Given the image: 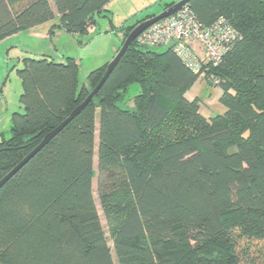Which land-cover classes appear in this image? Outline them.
I'll list each match as a JSON object with an SVG mask.
<instances>
[{"label":"trees","instance_id":"trees-1","mask_svg":"<svg viewBox=\"0 0 264 264\" xmlns=\"http://www.w3.org/2000/svg\"><path fill=\"white\" fill-rule=\"evenodd\" d=\"M110 1L0 0V40L54 19L50 30L88 33ZM186 6L202 26L223 17L237 32L222 61L201 68L225 112L200 114L183 92L201 73L135 39L81 112L0 187V264H264V0ZM108 63L87 74L91 90ZM18 77L22 112L0 135V179L91 91L68 57H27ZM133 83V105L121 108Z\"/></svg>","mask_w":264,"mask_h":264},{"label":"rangeland","instance_id":"rangeland-1","mask_svg":"<svg viewBox=\"0 0 264 264\" xmlns=\"http://www.w3.org/2000/svg\"><path fill=\"white\" fill-rule=\"evenodd\" d=\"M171 1L180 0H111L105 11L94 16L95 23L92 25L94 30L90 33L70 34L58 27L50 30L51 23L57 22L54 19L48 24L34 26L0 40V135L4 138L9 137L12 112H22L18 100L21 92L18 69L23 67L25 58L46 56L57 63H64L67 57L71 58L78 67V85L84 84L88 90H91V84L86 80L87 74L105 62L111 61L123 43L125 29L147 15L159 14L163 6ZM166 48V45L149 47L155 51H163ZM195 49L198 53H202L197 46ZM138 92L137 83L129 85L123 93L122 102L120 101L118 105L121 108H131L133 97ZM164 95L169 99L176 97L169 92H165ZM221 95V87L218 84H211L203 74L197 76L183 92V96L188 101L194 99L199 101L198 110L205 118L225 112L226 108L220 101ZM97 129L98 110L96 112L95 145L97 144ZM93 169V197L101 223L109 237L112 223L110 224L111 221L102 211L96 190V153L93 156ZM108 243L112 246L111 238L108 239ZM114 261H116L115 256Z\"/></svg>","mask_w":264,"mask_h":264},{"label":"built area","instance_id":"built-area-1","mask_svg":"<svg viewBox=\"0 0 264 264\" xmlns=\"http://www.w3.org/2000/svg\"><path fill=\"white\" fill-rule=\"evenodd\" d=\"M90 33L94 26L86 28ZM237 32L220 17L208 27L202 26L193 12L185 5L175 14L156 21L145 28L137 37L144 46L166 45L196 73H201L203 66H215L222 61L224 54L236 40ZM197 46L202 53L195 49ZM202 74V73H201ZM210 81L217 83L211 75Z\"/></svg>","mask_w":264,"mask_h":264},{"label":"water","instance_id":"water-1","mask_svg":"<svg viewBox=\"0 0 264 264\" xmlns=\"http://www.w3.org/2000/svg\"><path fill=\"white\" fill-rule=\"evenodd\" d=\"M189 0H180L172 4L171 6L167 7L166 9L162 10L159 14L154 15L148 19L142 20L139 22L126 36L125 40L123 41L122 45L120 46L116 55L109 61L106 70L99 80V82L95 85V87L90 91L87 97L77 105L70 114L52 131L48 132L40 143L30 151L17 165H15L2 179H0V187L10 179L17 171L20 170L43 146H45L56 134H58L62 128L68 124L75 116H77L81 110L89 103V101L95 96V94L99 91L102 84L105 82L106 78L113 70L115 65L117 64L120 57L123 55L125 50L129 47V45L136 39V37L148 26L155 23L158 20L166 18L172 14H175L179 11L183 6H185Z\"/></svg>","mask_w":264,"mask_h":264},{"label":"flooded vegetation","instance_id":"flooded-vegetation-1","mask_svg":"<svg viewBox=\"0 0 264 264\" xmlns=\"http://www.w3.org/2000/svg\"><path fill=\"white\" fill-rule=\"evenodd\" d=\"M164 10V9H163Z\"/></svg>","mask_w":264,"mask_h":264}]
</instances>
